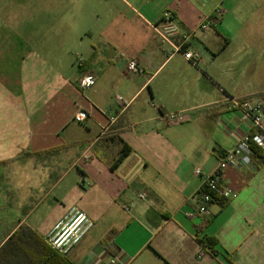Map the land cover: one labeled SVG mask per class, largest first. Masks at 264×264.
<instances>
[{"label":"crops","instance_id":"crops-1","mask_svg":"<svg viewBox=\"0 0 264 264\" xmlns=\"http://www.w3.org/2000/svg\"><path fill=\"white\" fill-rule=\"evenodd\" d=\"M2 4V242L21 225L46 241L75 208L94 226L66 254L73 264H105L114 255L127 264H264V164L224 170L235 196L198 214L202 179L254 130L227 98L264 103V0H62L60 11L47 1L45 17L60 21L65 50L86 62L70 76L41 69L36 32L30 25L28 36L14 33L4 19L15 24V11ZM23 4L35 21V2ZM217 7L224 14L199 31ZM166 10L180 30L194 32L192 46L205 49L198 63L172 54L156 35ZM130 61L142 72H129ZM90 72L95 85L80 89L79 78ZM79 110L88 115L81 124L73 120ZM177 111L186 123L160 121V113ZM119 141L131 152L111 171L105 158ZM50 196L48 211L36 215ZM123 203H132L129 211ZM203 237L217 240L216 255L204 249L197 257Z\"/></svg>","mask_w":264,"mask_h":264},{"label":"built area","instance_id":"built-area-1","mask_svg":"<svg viewBox=\"0 0 264 264\" xmlns=\"http://www.w3.org/2000/svg\"><path fill=\"white\" fill-rule=\"evenodd\" d=\"M224 14L222 8L217 7L213 11V18L203 19L198 26L199 31L208 30L212 23ZM154 31L159 39L168 44L172 49V54H181L183 58L191 63H198L202 55L200 51L195 49L191 41L194 32H184L180 30L175 22V18L171 11L166 10L162 13L161 20L154 26ZM127 69L131 73L139 74L142 72L141 67L136 61H130ZM96 83L95 75L90 73L83 74L78 80V87L82 90L93 87ZM118 102L127 106L123 102V97L118 96ZM229 109L239 110L241 118L247 120L251 124V129H257L259 133L255 137L257 147L264 150V103L258 99H234L227 98ZM86 111L79 110L73 117L76 123H83L87 119ZM159 119L165 125H179L186 123L188 117L183 111L160 113ZM110 123L114 122L115 117L109 118ZM250 132L242 135L237 141L234 148L226 152L218 162L217 171L204 176L202 179L203 189L200 193V203L198 214H208L209 207L213 203V195L219 196L227 201L231 200L235 195L233 191L222 180V172L232 166L254 167L253 152L250 148ZM195 175L201 176L202 171L196 168ZM145 193L139 198L144 199ZM132 203H123L122 207L125 211H129ZM94 226L93 220L84 212L78 209H71L70 212L60 219L46 236V241L50 247L56 252L66 255L74 246L78 245L81 240L92 230ZM205 248L200 246L197 257L202 256ZM105 264H127L119 255L110 257Z\"/></svg>","mask_w":264,"mask_h":264},{"label":"rangeland","instance_id":"rangeland-1","mask_svg":"<svg viewBox=\"0 0 264 264\" xmlns=\"http://www.w3.org/2000/svg\"><path fill=\"white\" fill-rule=\"evenodd\" d=\"M47 1L55 2V5L57 6L56 10H62V0H0V3H3L2 5L5 6V10L12 9L13 12L15 11V15L19 17H16L15 20L10 18L14 20L15 24L7 19H4L14 33L20 34L22 37L28 36L30 25L31 33L36 32L37 37L35 52L41 59L39 61L41 69H48L49 66L50 68L52 67L55 72H58L63 76H70L77 71L78 63L82 57L76 50H65L66 46L63 45L64 39L62 37L63 32L60 21L48 23L50 18L46 19V14H44L45 3ZM30 2H35V6L37 5V18L35 21L31 20V22H29L28 15L24 14L25 7L23 4L25 3V6H28ZM14 6L17 8L15 9ZM28 10L29 9L27 7V11ZM14 25L17 27L18 31L15 30ZM200 51L204 53L205 49L200 47ZM53 200L52 196H50L44 201V203H40V206L35 211V214L40 216L44 212L48 211V207L51 203H53ZM31 204V202L28 203L29 206ZM46 219L48 220L49 218L47 217Z\"/></svg>","mask_w":264,"mask_h":264},{"label":"trees","instance_id":"trees-1","mask_svg":"<svg viewBox=\"0 0 264 264\" xmlns=\"http://www.w3.org/2000/svg\"><path fill=\"white\" fill-rule=\"evenodd\" d=\"M86 62L80 60L79 68L83 70ZM264 97V95H263ZM259 131L254 129L250 134V148L253 152L254 163L260 167L264 164V150L257 147L255 137ZM118 150L114 156L106 157L105 164L108 169L114 171L118 165L131 152L130 147L123 141L118 142ZM223 155H221L222 157ZM220 157V158H221ZM214 200H221L225 205L227 200L213 195ZM198 244L208 249L211 254H217V240L213 237L197 239ZM0 264H73L66 255L53 250L50 245L37 232L21 225L7 239L2 242L0 237Z\"/></svg>","mask_w":264,"mask_h":264}]
</instances>
